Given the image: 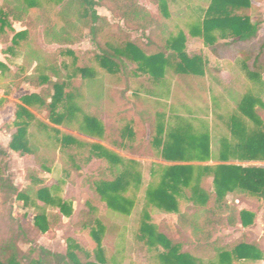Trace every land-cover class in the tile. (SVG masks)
Segmentation results:
<instances>
[{
    "label": "rangeland",
    "instance_id": "rangeland-1",
    "mask_svg": "<svg viewBox=\"0 0 264 264\" xmlns=\"http://www.w3.org/2000/svg\"><path fill=\"white\" fill-rule=\"evenodd\" d=\"M37 1L41 12L39 14L44 16L46 22H42L36 32H32L34 42L32 47L43 53L44 61L49 67L36 69L34 66L27 69L23 61L28 51V39L22 40L17 47H12L15 33L7 29L6 34L0 38V43L5 47L3 53L7 56L5 59L9 61L8 65L12 69L9 67V72L5 74H2L0 69V85L9 95L16 91L18 95H31L38 94L44 86H41L42 84H39L41 88L31 86L28 81L23 80L27 75L35 78L44 75L52 82L64 83V93L73 96L74 102L81 110V118L83 115H88L98 119L104 126V136L90 137L80 132L77 125L54 126L48 119L47 108L30 109L39 122L75 137L85 147L80 153L61 151L59 145L51 141L49 143L39 134L38 123L30 129V141L36 155L21 156L12 152L9 147H5L8 157L1 163L5 170L3 178L8 186H14L18 192L28 193L32 205L25 207L23 201H19L15 194L0 189V246L17 242L22 252L26 254L31 248H45L54 254L66 256L68 241L73 240L89 255L85 257L80 254L84 261H95L97 244L90 236V229L80 227L84 213H90L104 226L101 240L106 264H165L161 259V254L165 252L161 245L150 247L138 239L140 224L144 215L148 214L150 224L155 227L158 234L179 246L182 254L192 255L194 245L190 240V232L180 224L183 221L181 216L191 218L200 214L199 206L189 199L190 190L185 191V197L180 199L178 214L165 213L150 205L146 198L148 188L159 182L163 168L169 166L163 162L153 144L158 123L165 122L166 129L173 128L177 124L189 123L197 129L208 126L212 151L217 156L223 139L236 141L228 128L232 116L239 117L249 129L256 128L248 118L240 114L238 105L246 95H251L259 101L261 99L264 103V73L257 80H251L247 72L248 66L242 61L238 51L221 46L217 49V54H213L211 47L207 46L203 39L191 35L193 28L203 20L204 12L211 0H164L169 13L168 18L162 14L161 0H136L140 6L148 9L156 20L164 24L166 40L176 38L183 33L186 37V53L190 58L201 59L204 68V77L201 79L203 85L200 86L193 80L189 83L177 82L176 79L171 81L167 76L166 79L171 83V98H163L160 93H157V97L150 96L146 93L148 78L141 74L138 78L134 77L135 65H129L127 75L126 73L123 75L122 70L116 75H111L100 67L96 59L100 49L92 43L88 29L79 28L78 31L73 32L76 40L74 44H47L44 40L45 29L48 30L50 25H55L58 32L74 19L62 16L63 0ZM252 1H258L256 10L260 12L258 21L262 24L258 41L264 40V0ZM3 4L0 2V9ZM96 10L100 23L108 25L105 32L100 35L102 46L104 47L107 41L112 43L116 41L119 44L125 42V34L130 32L126 29L124 20L115 17L106 7H97ZM38 12V9L31 10V17L35 19L39 15ZM236 13L240 16L251 15L252 20L256 21L255 13L250 10ZM214 34L218 39L217 45L223 44L219 33ZM141 37V32H131L128 35L130 40ZM9 48H12V52L7 51ZM80 69L89 70L91 78H84L79 72ZM12 74H15V78ZM19 82L23 84L17 88ZM195 88H204L208 93V107L200 109L196 115L206 124L195 123L192 115L187 116V112L183 109L187 102L195 103L194 101L198 100L197 95L190 90ZM173 90L178 92L174 94ZM52 94L53 90L50 88L49 97ZM162 94L164 95L163 92ZM151 100L159 102L160 105L153 108L149 103ZM17 105L12 107L13 116L1 129L4 137L16 132L14 121ZM59 110L62 111V106ZM158 112L164 116V119L158 117ZM255 113L264 128V107L257 105ZM94 144L110 150L123 161V164L112 166L104 159L92 157L90 146ZM218 164L220 163L209 161L205 164L189 162L181 165L216 166ZM225 164L264 167V162L256 161L231 160ZM126 166L133 174L140 177V183L136 184L132 181L123 194L133 205L130 213L121 214L107 207L97 194L95 186L99 182L114 181ZM33 179L38 183H33ZM42 188L51 190L53 195L71 204V216L65 217L58 209L39 202L36 199V192ZM201 188L207 194L214 196L213 177H204ZM223 204L237 209V224L232 227L228 225L221 227L214 240H220L223 245H230L231 248L238 244L256 246L264 253V200L232 194L227 196ZM40 210L45 211L50 217L53 216V219L50 218V230L46 234H42L34 226V218ZM241 211L254 215L251 226H242ZM223 216L225 217L226 214ZM28 259L29 257L25 259V264H28ZM197 260L200 264H219L218 257L213 259L199 257ZM51 264L58 262L53 260ZM233 264H264V262L234 261Z\"/></svg>",
    "mask_w": 264,
    "mask_h": 264
},
{
    "label": "trees",
    "instance_id": "trees-1",
    "mask_svg": "<svg viewBox=\"0 0 264 264\" xmlns=\"http://www.w3.org/2000/svg\"><path fill=\"white\" fill-rule=\"evenodd\" d=\"M63 2L62 16L74 20L65 24L58 32L55 25H50L48 30L45 29L44 40L47 44H74L76 40L73 32L79 28H86L89 30L92 43L100 49V54L96 57L100 67L111 75H116L120 70L123 71V75L125 73L127 75L129 65H135L134 77L138 78L143 75L148 78L146 81L149 84L146 93L150 96L157 97V93H160L163 98H171V83L166 79L167 76L171 81L176 79L177 82L189 83L193 80L200 86L203 85L201 77H204V68L201 65V59L188 56L185 35L180 33L176 38L166 40L164 24L156 20L148 9L140 6L136 0H63ZM3 3V7L0 9V38L6 34L7 29L15 33L12 21L22 23L26 30L14 34L12 47H17L22 40L27 38L28 51L23 61L26 68L30 69L34 66L36 69L48 68L49 64L44 61L43 53L36 47H32L34 43L32 32H36L42 22H46L44 16L39 14L41 12L38 8V1L4 0ZM161 3L162 14L168 18L169 13L165 1L161 0ZM251 6L252 0H211L204 12L203 20L193 28L191 35L203 39L204 43L211 47L213 54H217V49L221 46L225 49L231 48L238 51L248 66L249 78L257 80L264 73V40L258 41L259 26L252 24L250 17L240 16L236 13L242 9H250ZM97 7H106L115 17L124 20L125 27L130 32L125 34V42L119 44L116 41H113L114 43L107 41L104 47L102 46L100 35L105 32L108 25L100 23ZM34 9L39 11V15L35 19L30 15L31 10ZM131 32H141L142 37L130 40L128 35ZM216 32L219 33L220 39L231 42L217 45L218 39L214 34ZM7 51L12 52V48ZM0 69L2 74L10 70L8 65L1 62ZM79 72L83 74L84 78L91 76V72L87 69H80ZM12 77L15 78V74H12ZM24 79L31 86L44 87L38 94L25 95L20 99V104L15 112L16 132L12 135L9 144L12 152L21 156L36 155L30 141V129L36 123H38L39 134L49 143L51 141L59 145L61 151H78L80 153L84 149L85 145L75 137L63 134L56 128L39 122L30 111L31 108L36 107L49 110L48 119L54 126L74 127L77 125L80 132L82 131L90 137L102 138L104 136V126L98 119L88 115H83L81 118V110L74 102L73 96L64 93V83L52 82L44 75L36 78L27 75ZM23 82H19L17 88ZM50 88L53 90L51 97H49ZM190 90L197 97H204L200 92ZM149 103L153 108L160 105L154 100ZM257 105L264 107L261 99L259 101L251 95L244 96L238 109L240 114L248 118L256 128L249 129L239 120V117L232 116L228 128L236 141L231 142L229 139H223L217 156L212 151L208 126L205 125V128L203 126L201 129H197L193 124H177L173 128L166 129L165 122L158 123L153 144L164 161L173 163L215 161L220 163L216 166L178 164L164 167L159 182L148 188L146 193L148 203L165 213H179L180 199L185 197L187 190H190L191 193L189 199L199 206L200 214L191 218L181 216L183 220L180 223L181 227L190 232V240L194 245L192 255L182 254L179 246L174 245L156 232L155 227L150 224L149 215H144L138 239L150 247L161 245L165 250L161 254V259L165 264H200L197 260L199 257L212 259L218 257L219 264L264 260V253L256 246L238 244L231 248L230 245H223L220 240H214V236L221 227L225 225L232 227L237 224V209L234 206L223 204L228 195L242 194L264 200V167L225 164L231 160L264 162V128L255 113ZM61 106L62 111L59 110ZM158 117L164 119L162 114H159ZM90 147L92 157L104 159L112 166L123 164L118 156L104 146L94 144ZM7 157L8 153L0 147V189L15 194L19 201H23L25 207H29L32 205V201L28 193L18 192L14 186H8L3 178L5 170L1 163ZM209 176L213 177L214 196L207 194L201 188L203 178ZM132 181L138 184L140 177L133 174L126 166L114 181L99 182L95 189L100 199L110 210L128 214L133 203L123 194L126 193ZM33 183H38V181L33 179ZM36 199L48 207L58 209L59 213L65 217L71 216V204L53 195L52 191L47 188L38 190ZM224 214H226L225 217ZM83 216L80 227L90 229V236L97 244L95 261H84L80 254L85 257H89V255L73 240H69L66 256L54 254L45 248H31L26 254L22 252L17 242L2 245L0 246V264H25V259L28 257V264H51L53 260H57L58 264H106L101 240L104 226L90 213H84ZM253 217V214L241 211L242 226H251ZM50 218L53 219V216L50 217L45 211L40 210L34 218V226L42 234H46L50 230Z\"/></svg>",
    "mask_w": 264,
    "mask_h": 264
},
{
    "label": "crops",
    "instance_id": "crops-1",
    "mask_svg": "<svg viewBox=\"0 0 264 264\" xmlns=\"http://www.w3.org/2000/svg\"><path fill=\"white\" fill-rule=\"evenodd\" d=\"M0 2H4V0H0ZM254 7H255V10H254ZM257 7H258V1H256V2L252 1V6H251L250 9H242V10H250V11L255 13L256 21L252 20L251 15H249V17L251 19V23L252 24L259 26V33L258 34L260 35L261 25L262 24H261V21H258L259 20L258 18L260 17V14H259L260 12H258V10H256ZM239 11H241V10H239ZM30 15H32V14H30ZM11 23H12V28L14 29L15 33L16 32L18 33V32L26 30V27L20 22L12 21ZM258 39H259V37H258ZM225 41L223 40V43H225ZM4 49H5V47L0 43V62L3 63V64L8 65L9 61L7 59H5L6 55L3 53ZM8 58H10V56H8ZM242 61H244L243 58H242ZM9 67L12 69L11 66H9ZM202 78L203 77H201V79ZM195 91L200 92L201 94H203L204 97L203 98L198 97V100H195V101L193 100L195 103L187 102L185 104L186 106H184L183 109H184V112H187L186 113L187 116H191L192 115L191 117H193L192 119H193V121L195 123L200 122V123L206 124V122H204L203 120H199V117L196 116V115H197V113H199L200 109L208 107V99H209L208 98V93H207L206 89H204V88H199V89L195 88ZM173 92L175 94V93L178 92V90H173ZM25 95H27V94H25ZM25 95H18L17 91L16 92H12L11 95H9V93L6 90H4L3 87L0 85V147L5 152H7L5 150V147H9V144H10L11 139H12V135L11 136L6 135L7 138L4 137L5 135H4V133H3V131L1 129L4 127V125L8 121V119L10 117L12 118V116H13L12 115V107L13 106L15 107V104L19 105L20 104V99L23 96H25ZM171 96H172V94H171ZM8 113H9V116H7ZM205 118H203V119H205ZM205 120H207V118ZM189 124H191V123H189ZM163 162L165 164L169 165V166H174V165H178V164H184V163L166 162L164 160H163ZM202 164H205V163H202ZM261 262L263 263L264 261H261Z\"/></svg>",
    "mask_w": 264,
    "mask_h": 264
}]
</instances>
